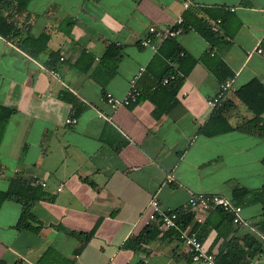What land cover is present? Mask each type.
<instances>
[{
  "label": "crops",
  "instance_id": "1",
  "mask_svg": "<svg viewBox=\"0 0 264 264\" xmlns=\"http://www.w3.org/2000/svg\"><path fill=\"white\" fill-rule=\"evenodd\" d=\"M184 1L28 0L21 12L13 2L2 9L21 36L48 37L30 55L15 38L0 36V104L12 109L0 135V190L20 178L44 191L31 205L36 220L28 222L36 229L15 225L18 202H0V264H203L190 261L179 239L164 231L137 248L121 244L143 228L142 210L151 196L161 207L184 208L190 194L218 193L236 201L235 189L261 186L264 137L233 128L199 132L213 108L206 98L219 84L202 61L184 76L175 103L154 117V102L144 94L163 73L168 46L163 39L152 51L137 40L148 25L164 28L180 16L185 28L172 41L192 57H220L232 73L220 102L231 103L222 114L234 126L251 112L233 91L252 77L264 85V0H187V7ZM217 17L209 42L197 27ZM108 43L119 52L104 80L99 58ZM139 66L144 69L136 79L137 101L111 109L99 99L102 91L122 95ZM62 89L74 95L75 107L59 98ZM152 95L161 106L170 102L164 91ZM68 117L75 121L66 122ZM248 198L237 200L241 223L210 209L197 222L203 229L195 231L214 254L249 234L260 247L254 264H264V232L255 226L262 205ZM94 224L75 252L79 240L69 231L85 232Z\"/></svg>",
  "mask_w": 264,
  "mask_h": 264
},
{
  "label": "trees",
  "instance_id": "2",
  "mask_svg": "<svg viewBox=\"0 0 264 264\" xmlns=\"http://www.w3.org/2000/svg\"><path fill=\"white\" fill-rule=\"evenodd\" d=\"M10 2H13V6L16 11L21 12L25 9L28 0H0V36L12 41L16 39V43L21 48L27 51L30 55H35L38 51L44 48L48 36L45 32H40L36 36H32L30 34L21 36L14 23L9 20L2 12V9L7 8ZM182 28H185V24L183 22ZM197 29L206 40L209 42L213 41V37L215 35L214 31L210 29L206 22H201ZM172 40L173 37L166 38L163 43L164 45L168 46L167 50L164 52L165 62L163 73L157 80L150 84H154V88L150 92L144 94V96L149 97L154 102V117H158L163 111L168 110L175 103L173 100L175 91L181 84L184 76L188 73L189 69L197 60L202 61L219 82L232 76L231 71L227 68L220 57H208L207 53H202L197 58L192 57L186 54ZM179 51L182 52L181 55H178ZM118 52V47L116 45L113 43H108L104 52L99 58V66L106 68L104 80L108 78L114 71L115 62L118 58ZM84 55L85 54H81V57L83 58ZM90 59L91 58L86 61L85 65H78V67L82 70H85L89 65ZM167 59L178 62L177 71L171 67ZM169 73H174L173 79L169 80L166 84L159 85L160 78ZM102 81L103 80H100V82ZM158 90L164 91L168 94L170 102L166 106H161V103L157 99H154L152 94L156 93ZM233 93L238 101L251 112V116L242 119L234 126H231L228 124L225 116L222 113L232 105L230 102L221 101L218 105L212 108V112L204 124L200 127L199 132L208 136L233 128L241 132L254 133L258 136L264 137V117L261 115L264 112V85L257 78L252 77L237 87ZM58 96L74 107L77 104V100L74 95L66 89L60 90ZM140 96L141 94L139 90L138 98ZM10 113H12L11 108L0 104V135L3 125ZM261 160L264 164V156ZM245 194H249V201H257L262 205L261 218L255 223V226L259 231L264 232V180L261 186L257 189H235L233 191V196L236 198V201L232 200V202L238 204L237 200L239 197ZM43 196L44 191H42L39 187L32 186L20 178H13L9 182L6 189L0 190V202L5 198H11L20 205L19 215L15 225L18 227L25 226L32 229H36V226H31L28 220H36V218L31 212V205L33 201ZM213 209L218 211L222 217V220L231 221L228 214L222 212L220 209ZM174 210L178 214L177 223L180 226H184V224L188 223L190 224L191 229L198 230V232L200 229H203L204 224H198L197 222L193 221L191 219V214L184 210L183 207L174 208ZM95 226L96 225L94 224L88 231L85 232L69 231L70 234L74 235L79 240V245L75 249V252H77V250H79L80 247L93 234ZM175 233L176 230L170 228L163 232V236L175 235ZM158 234L159 230L153 224L146 225L143 226V228L136 235L126 238L121 245L131 249L137 248L148 240L155 238ZM198 238L200 239L199 233ZM227 246L228 247L224 251L220 249L214 254L215 262L217 264H246L247 261L251 259L252 256L260 249L256 240L249 234L243 236L241 244H238L234 239H231L228 241Z\"/></svg>",
  "mask_w": 264,
  "mask_h": 264
},
{
  "label": "built area",
  "instance_id": "3",
  "mask_svg": "<svg viewBox=\"0 0 264 264\" xmlns=\"http://www.w3.org/2000/svg\"><path fill=\"white\" fill-rule=\"evenodd\" d=\"M184 7L188 6V1L185 0L183 3ZM221 21L219 17L211 21L209 27L211 30L217 29V24ZM182 18L177 16L172 23L164 28H158L152 24L147 26V32L144 36L137 40L139 46L148 47L152 51H155L158 42L166 39L172 38L179 35L182 31ZM256 51H261L258 46ZM179 51L178 55H181ZM170 64L173 61L167 59ZM144 69L143 66H139L136 73H134L128 82V87L122 95H114L109 91H102L99 95V99L105 102L111 109L117 106H126L134 103L138 99L139 90L136 86V79L139 73ZM53 70L51 69L50 72ZM174 73H169L160 78V84H166L169 80L173 79ZM230 88V79L226 78L219 82L217 92L206 98V103L210 107H214L220 103L221 95L224 91ZM66 122H74L75 118L68 117L65 118ZM167 180L171 179V175H168ZM41 185L44 182H40ZM60 185L57 186L59 189ZM217 208L222 212L230 216V220L234 224H239L242 222L240 216V205L232 202L228 197L218 194V193H194L190 194L186 199V204L184 210L191 214V219L195 222H200L202 220V214L206 211ZM143 215V226L153 224L159 231H166L170 228L176 230L175 236L179 239L185 249V253L190 261L200 262L203 264H217L215 262L214 253L205 250L202 247L200 240L198 239L197 233L194 229L190 228V224H184L180 226L177 223L178 214L174 208L161 207L158 199L155 196H151L142 210ZM246 264H254V260L251 258Z\"/></svg>",
  "mask_w": 264,
  "mask_h": 264
}]
</instances>
